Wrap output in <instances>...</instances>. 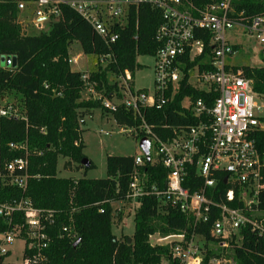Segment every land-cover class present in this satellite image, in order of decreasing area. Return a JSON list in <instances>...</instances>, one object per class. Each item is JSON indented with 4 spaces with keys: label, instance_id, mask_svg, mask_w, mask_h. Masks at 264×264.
Listing matches in <instances>:
<instances>
[{
    "label": "trees",
    "instance_id": "16d2710c",
    "mask_svg": "<svg viewBox=\"0 0 264 264\" xmlns=\"http://www.w3.org/2000/svg\"><path fill=\"white\" fill-rule=\"evenodd\" d=\"M191 1L200 7L215 0ZM233 5L236 12H243L244 17L250 19L262 12L264 0H234ZM61 9L62 17L49 19L53 21L48 30L25 33L19 21L18 0H0V109L12 104L18 114L0 115V201L28 198L34 207L54 213L53 222L47 227L51 241L44 250L46 259L33 264H179L172 257L170 244H152L150 238L156 234L166 237L181 232L187 240L193 234L202 238L201 264H214L213 257L232 260L221 264H264V234L249 225L241 229V241L237 242L233 236L227 249L218 246L219 240L212 235V224L218 217L215 208L208 221H196L164 204L156 195H144L135 202L128 200L132 174L137 168L134 156L107 155V174L103 178H88L87 171L96 166L93 161L89 167L82 165L86 154L81 122L96 109H100L102 115L112 116L122 127L139 129L143 119L154 133L166 139L174 135L175 129L189 128L199 120L186 105V98H201L208 107H213L218 93L194 86L188 72L195 66L200 72L213 69L211 33L196 30L195 37L204 43L203 54L191 60L187 51L182 57L184 75L172 99L162 108H143L140 116L124 104L112 111L104 107L102 98L84 99L82 93L90 83L104 96L112 97L115 92L121 96L117 78L127 71L134 76L136 70L143 67L138 57H154L163 45L157 38L164 22L162 11L148 4L131 6L125 22L112 26V32L119 36L109 42L76 9L66 4H62ZM75 41L85 54L107 60L87 81L83 78L85 73L74 70L69 61ZM234 48L239 50L240 46ZM5 56L15 57L16 66H4ZM234 68H240L245 77L252 79L254 91L264 98V64ZM11 94L20 100V109L15 102L4 103ZM143 136L144 133L136 134L138 139ZM254 136L264 176V129L256 131ZM12 143L27 146L29 177L25 189L12 184L5 171L6 162L25 156V150L13 149ZM60 158L64 159L65 170L85 169V174L60 176ZM138 168L145 174L148 185L166 186L168 169L162 163L145 160ZM226 175V172L218 174V183L208 190V195L216 202L237 207L241 204L238 200L226 198L230 188L224 180ZM203 183L196 168L189 166L184 186L194 191ZM114 202L127 203L135 211L131 237L118 236L112 230L117 210ZM259 206L263 211L259 219L264 220V189ZM119 216L121 218L122 214ZM23 222L19 213L11 224L0 217V233ZM21 237L25 238V233ZM7 254L0 255V264H25L7 262ZM31 254L26 245L24 256Z\"/></svg>",
    "mask_w": 264,
    "mask_h": 264
},
{
    "label": "built area",
    "instance_id": "2783aa9c",
    "mask_svg": "<svg viewBox=\"0 0 264 264\" xmlns=\"http://www.w3.org/2000/svg\"><path fill=\"white\" fill-rule=\"evenodd\" d=\"M233 1L215 0L198 7L191 0H35L37 28H44V22L52 17L61 18V5L66 4L76 9L109 42H114L119 36L112 32V26L125 22L131 6L148 4L162 11L164 22L158 29L157 38L163 45L154 56L155 89L148 92L136 88L134 76L127 71L117 78L121 96L115 92L112 97H107L96 92L104 107L112 111L124 104L141 116L143 108H162L172 99L183 78L182 57L187 51L191 60L203 54L204 43L195 37L196 30L211 33L213 69L200 72L195 66L188 72L194 86L209 91L214 89L218 93L213 107H208L201 98H186V105L199 120L189 128L175 129L174 135L166 139L154 133L143 119L139 129H130L136 134L144 133L143 137L150 141V162L162 163L168 174L164 188L148 185L145 174L138 168L145 164L146 155L143 151L135 155L137 168L132 174L127 198L135 202L144 195H156L164 204L179 209L196 221H208L215 208L218 217L212 224V235L219 240L218 246L225 249L233 236L237 242L241 241L240 231L244 226L249 225L252 230L264 234V220L259 219L263 214L259 206L260 193L264 189L263 162L254 136L256 131L264 129L262 116L256 113L264 109V98L254 91L252 79L245 77L240 68L235 69V65L229 64L227 57L238 53L234 48L238 44L230 42L226 35L228 29L238 25L256 34L258 41L264 44V5L260 14L247 19L243 12L235 11ZM78 60L79 57H73L69 61L78 63ZM83 78L87 81L89 75L85 74ZM88 89L95 91L92 86ZM0 115L18 114L12 104H7L0 109ZM11 147L25 150V156L6 162L5 171L12 184L25 189L29 177L27 146L12 143ZM189 166H194L204 180L200 189L191 191L184 186ZM222 172L227 173L224 180L230 185L226 198L228 201L238 200L241 204L237 207L216 202L208 195V190L216 187L218 174ZM17 213L22 214L24 222L1 232L0 255L7 254L8 246L25 233V238H21L32 254L23 255V262L43 261L46 259L44 250L51 241L47 227L53 222V211L34 207L28 198L0 201V217L8 224ZM156 236L159 242L165 240L171 245L172 257L179 264L202 263L203 243L197 241L200 236L193 234L189 240L184 232ZM224 258L213 257L211 262L221 264L225 262Z\"/></svg>",
    "mask_w": 264,
    "mask_h": 264
},
{
    "label": "rangeland",
    "instance_id": "374dc122",
    "mask_svg": "<svg viewBox=\"0 0 264 264\" xmlns=\"http://www.w3.org/2000/svg\"><path fill=\"white\" fill-rule=\"evenodd\" d=\"M20 5L19 21L23 27L25 33H38L43 30H48L53 20L44 22V28H37L35 25L37 3L35 0H18ZM22 5V6H21ZM226 35L230 42L237 43L240 48L238 53L233 56H228L227 60L229 64L235 66H261L264 64L262 57L264 56V44H261L256 34H251L245 28L236 25L234 28L228 29ZM78 63H72L74 70L83 71L87 75H91L93 71L98 70L100 66L104 67L107 60H101L95 55L85 54L82 51L81 45L78 41H75L70 49V58L79 56ZM5 57H3L4 59ZM139 62L143 67L136 70L134 75V84L136 88H143L148 92H152L155 89V58L152 56H139ZM5 66V65H4ZM8 66V65H7ZM93 87V85H90ZM88 86V88L90 87ZM86 89L82 93V98H98L95 91ZM6 102H15L20 109V100L16 95H7L4 100ZM187 102V101H186ZM260 116H264V109L259 112ZM81 128L83 130V140L85 142L84 152L86 157L95 163V167L87 171L88 178H103L107 174V155H139L142 154L140 148V139L136 137V131H131V128L120 126L112 116L102 115L100 109H96L93 115H87L84 117V121L81 122ZM154 148H152V153ZM64 159L59 160V175L60 176H75L80 177L85 174V169L79 170L78 168L70 171L65 170L62 166ZM113 207L118 210L119 214H122L120 218L119 214L114 217V224L112 227L113 232L118 235L132 236L134 234V209L127 203L114 202ZM3 238V233H0V245ZM152 244H167V241L159 242L157 236L153 235L150 238ZM200 243L201 237L197 238ZM9 253L5 255L7 262H22L25 240L21 237H17L15 241L8 246ZM229 263L231 259H226Z\"/></svg>",
    "mask_w": 264,
    "mask_h": 264
},
{
    "label": "water",
    "instance_id": "95a60500",
    "mask_svg": "<svg viewBox=\"0 0 264 264\" xmlns=\"http://www.w3.org/2000/svg\"><path fill=\"white\" fill-rule=\"evenodd\" d=\"M5 59L7 60L8 66H16V58L15 57L8 56V57L2 59V63H4ZM139 145H140V148L143 151V153L146 155L147 160L150 161L151 157H150V141H149V139L147 137H142L140 139ZM82 165L84 167H89L91 165V160L88 159L87 157L83 158ZM225 182H226V180H225ZM129 241H131V238H129ZM75 244H77V242Z\"/></svg>",
    "mask_w": 264,
    "mask_h": 264
},
{
    "label": "crops",
    "instance_id": "0c3cea01",
    "mask_svg": "<svg viewBox=\"0 0 264 264\" xmlns=\"http://www.w3.org/2000/svg\"><path fill=\"white\" fill-rule=\"evenodd\" d=\"M21 6H22V5H21ZM77 57H80V55H79V56H77ZM5 58H6V56H5ZM3 65H5V66L7 65V60H6V59L4 60V63H3ZM82 121H84V118L82 119ZM74 177H75V176H74Z\"/></svg>",
    "mask_w": 264,
    "mask_h": 264
}]
</instances>
